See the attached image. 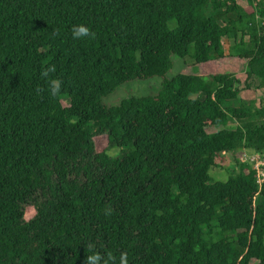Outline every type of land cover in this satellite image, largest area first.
<instances>
[{
    "label": "trees",
    "instance_id": "trees-1",
    "mask_svg": "<svg viewBox=\"0 0 264 264\" xmlns=\"http://www.w3.org/2000/svg\"><path fill=\"white\" fill-rule=\"evenodd\" d=\"M245 1L0 0V264H264V183L241 162L264 152V104L240 98L264 89V0ZM173 56L246 77L168 80ZM157 77V95L103 105Z\"/></svg>",
    "mask_w": 264,
    "mask_h": 264
},
{
    "label": "rangeland",
    "instance_id": "rangeland-1",
    "mask_svg": "<svg viewBox=\"0 0 264 264\" xmlns=\"http://www.w3.org/2000/svg\"><path fill=\"white\" fill-rule=\"evenodd\" d=\"M239 4L242 8L247 7V3L245 0H238ZM234 46L233 40H226L225 49L227 54H229ZM173 68L168 73L167 79L172 80L179 75H211L217 73H234L244 82L245 80V72L247 71V62L239 59H230L227 58L222 61L213 62L205 65H197L195 61H193L190 57L182 60L177 56L172 57ZM164 83L163 78H154L145 81H132L126 83L124 86L119 88L114 94L105 98L103 100L104 106H112L121 103L131 97H152L157 95ZM244 84H242L241 88L244 89ZM240 98L242 100H246L249 102H254L256 106H261L264 104V89H257L256 87L251 91L243 90ZM66 105V103H65ZM217 131V128L209 129V133H214ZM232 160L230 158L225 162L219 164V167L215 168L211 177L214 182H225L230 178L231 173L234 171ZM262 199L258 200L260 204ZM253 264H257L253 262Z\"/></svg>",
    "mask_w": 264,
    "mask_h": 264
},
{
    "label": "clouds",
    "instance_id": "clouds-1",
    "mask_svg": "<svg viewBox=\"0 0 264 264\" xmlns=\"http://www.w3.org/2000/svg\"><path fill=\"white\" fill-rule=\"evenodd\" d=\"M95 33L90 30V28L84 24L74 25L72 27V37L74 40H80L83 38L93 37ZM55 67L50 66L42 71L41 75L47 79L48 87L50 94L55 96L60 93L62 88V81L58 78H49L50 73L55 72ZM91 247V246H90ZM111 253L108 254V258L104 259L99 253L93 252L92 254L88 255L85 260V264H101L103 260V264H110V261L113 260ZM120 264H128L127 256L121 254L120 256Z\"/></svg>",
    "mask_w": 264,
    "mask_h": 264
},
{
    "label": "built area",
    "instance_id": "built-area-1",
    "mask_svg": "<svg viewBox=\"0 0 264 264\" xmlns=\"http://www.w3.org/2000/svg\"><path fill=\"white\" fill-rule=\"evenodd\" d=\"M241 162L251 166L253 171L258 174V183H264V152L263 153H247L241 155Z\"/></svg>",
    "mask_w": 264,
    "mask_h": 264
}]
</instances>
